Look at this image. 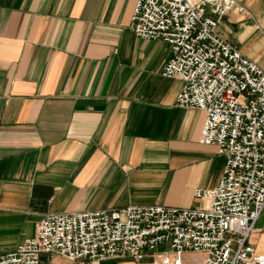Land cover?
<instances>
[{
    "label": "crops",
    "instance_id": "crops-1",
    "mask_svg": "<svg viewBox=\"0 0 264 264\" xmlns=\"http://www.w3.org/2000/svg\"><path fill=\"white\" fill-rule=\"evenodd\" d=\"M137 1L0 0V256L48 213L209 205L227 156L177 104L170 46L130 29ZM239 3L219 30L264 68V0ZM250 243L264 256V211Z\"/></svg>",
    "mask_w": 264,
    "mask_h": 264
},
{
    "label": "built area",
    "instance_id": "built-area-1",
    "mask_svg": "<svg viewBox=\"0 0 264 264\" xmlns=\"http://www.w3.org/2000/svg\"><path fill=\"white\" fill-rule=\"evenodd\" d=\"M236 8L244 10L239 0H138L130 23L137 37L170 46L163 75L184 82L177 104L206 113L201 143L227 156L218 187L195 191L209 205L48 213L0 264H44L54 254L81 263L264 264L250 243L264 211V68L219 30ZM162 245L169 250L158 252Z\"/></svg>",
    "mask_w": 264,
    "mask_h": 264
},
{
    "label": "rangeland",
    "instance_id": "rangeland-1",
    "mask_svg": "<svg viewBox=\"0 0 264 264\" xmlns=\"http://www.w3.org/2000/svg\"><path fill=\"white\" fill-rule=\"evenodd\" d=\"M231 41V40H230ZM240 49H243L245 46L244 45H238ZM169 250V246L167 245H162L158 247L157 251L158 252H165ZM202 256L201 255H192V254H187L186 259L189 260H194V259H200L201 260ZM51 263H49L50 260L47 259L46 264H98L96 263H91V262H86V263H81V262H71L68 259H66L63 256H60L58 254H54L51 256ZM101 264H136V262L132 258H126V259H111V260H106L101 262Z\"/></svg>",
    "mask_w": 264,
    "mask_h": 264
}]
</instances>
